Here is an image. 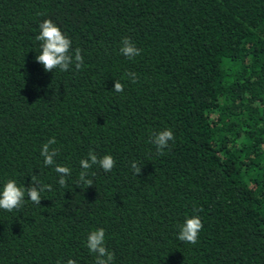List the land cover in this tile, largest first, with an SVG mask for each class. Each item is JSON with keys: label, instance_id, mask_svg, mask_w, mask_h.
Masks as SVG:
<instances>
[{"label": "trees", "instance_id": "trees-1", "mask_svg": "<svg viewBox=\"0 0 264 264\" xmlns=\"http://www.w3.org/2000/svg\"><path fill=\"white\" fill-rule=\"evenodd\" d=\"M45 19L81 49L79 71L36 61ZM53 137L66 188L40 154ZM89 150L116 165L77 187ZM33 175L52 190L0 209V264H95L98 228L112 264H264V0H0V189ZM192 216L194 245L177 238Z\"/></svg>", "mask_w": 264, "mask_h": 264}, {"label": "clouds", "instance_id": "clouds-1", "mask_svg": "<svg viewBox=\"0 0 264 264\" xmlns=\"http://www.w3.org/2000/svg\"><path fill=\"white\" fill-rule=\"evenodd\" d=\"M39 34L36 40L41 42L40 52L36 56V61L40 63L46 72H53L54 69L60 71H68L71 65H75V69L79 71L84 64V57L81 55V49L76 48L71 51V40L66 37L61 29L51 20L45 19L39 24ZM120 52L129 59L140 55L141 49L127 37L122 38ZM126 76L135 83L137 76L134 72L126 73ZM117 93L123 92V84L119 80H115L114 90ZM174 140V134L171 129L165 128L155 133L151 142L157 147L160 154L168 147L169 141ZM56 143L55 138L49 139L41 148L40 154L44 158L45 166H55L54 170L59 176L57 183L62 187H67V177L71 175V169L66 166H61L55 161L58 154V149L51 148V145ZM81 171L77 181V187L80 184L87 188L93 185V181L88 179V170L93 165H98L105 172H111L116 165V161L112 155H104L98 157L94 151L89 150L87 158L80 160ZM131 168L135 175L141 174V166L136 161L131 163ZM95 175V173H92ZM51 191L52 186L41 183L35 175L31 177V184L28 187H20L13 179L7 180L3 188L0 189V209L7 212L20 209L25 203V196L31 202L40 205L41 193ZM203 224L199 216L188 217L179 226L177 238L181 242L196 244L198 236L202 230ZM86 246L90 253L95 254V264H112L114 260V252L109 251L105 246V229L98 228L89 232L86 240ZM59 264V262H58ZM66 264H77L74 259L69 258Z\"/></svg>", "mask_w": 264, "mask_h": 264}]
</instances>
